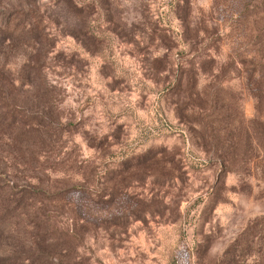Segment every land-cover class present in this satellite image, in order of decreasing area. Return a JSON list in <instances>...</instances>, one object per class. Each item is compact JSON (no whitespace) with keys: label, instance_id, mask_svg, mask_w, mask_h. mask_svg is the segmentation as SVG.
Segmentation results:
<instances>
[{"label":"rangeland","instance_id":"374dc122","mask_svg":"<svg viewBox=\"0 0 264 264\" xmlns=\"http://www.w3.org/2000/svg\"><path fill=\"white\" fill-rule=\"evenodd\" d=\"M0 264H264V0H0Z\"/></svg>","mask_w":264,"mask_h":264}]
</instances>
